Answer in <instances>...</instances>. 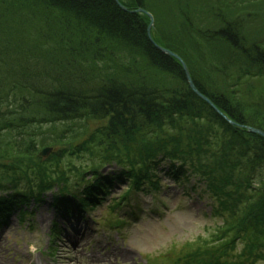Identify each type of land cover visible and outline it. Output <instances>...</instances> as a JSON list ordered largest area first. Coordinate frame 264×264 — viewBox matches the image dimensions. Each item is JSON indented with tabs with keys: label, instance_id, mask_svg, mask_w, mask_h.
Here are the masks:
<instances>
[{
	"label": "trees",
	"instance_id": "1",
	"mask_svg": "<svg viewBox=\"0 0 264 264\" xmlns=\"http://www.w3.org/2000/svg\"><path fill=\"white\" fill-rule=\"evenodd\" d=\"M119 1L0 0V225L49 194L84 219L119 184L112 207L158 213L174 184L222 223L194 264H264V0Z\"/></svg>",
	"mask_w": 264,
	"mask_h": 264
},
{
	"label": "rangeland",
	"instance_id": "2",
	"mask_svg": "<svg viewBox=\"0 0 264 264\" xmlns=\"http://www.w3.org/2000/svg\"><path fill=\"white\" fill-rule=\"evenodd\" d=\"M143 10L154 19L152 13ZM256 10L263 20L250 27L262 26L258 29L264 31V6L256 3L250 8ZM153 23L154 27L155 19ZM95 126L89 123L91 131ZM59 128L63 131V127ZM8 144L9 140L0 147L7 149ZM61 147L48 146L41 152L51 148V157ZM81 163L91 162L84 159ZM169 186L172 188L162 191L164 207L160 206L158 214L151 211L152 196L140 194L136 210L141 208L143 212L135 218L124 215L128 208L124 212V207H112L127 192L128 184L117 185L107 202L92 212V216L88 215V219L67 218L58 213L53 208V195L49 194L46 202H32L28 209L31 215L27 218L23 219L16 210L6 225H0V264H185L186 260L194 264V247L212 242L222 223L208 217L211 213L208 200L200 201L192 191L185 194L180 186ZM118 221L124 222L120 224L121 234L113 228ZM55 224L59 232L53 238Z\"/></svg>",
	"mask_w": 264,
	"mask_h": 264
},
{
	"label": "water",
	"instance_id": "3",
	"mask_svg": "<svg viewBox=\"0 0 264 264\" xmlns=\"http://www.w3.org/2000/svg\"><path fill=\"white\" fill-rule=\"evenodd\" d=\"M115 1H116V3H117V4H118V5H119L124 11H126V12L128 11V9H127L126 7H124V6L120 3L119 0H115ZM132 12H134V13H137V12H144V13H146L143 9H138L137 11H132ZM146 15H147V16L150 18V20H151V24H150V26H149V28H148L149 38H150V40H151L153 43H155L154 40L152 39V36H151V29H152L153 24H154V23H153V22H154V19H153V17H152L151 14L146 13ZM159 49H160L162 52H164L165 54H167V55H169V56H171V57L177 59V60L181 63V65H182V67H183V70H184V72H185V74H186L187 80H188V82H189V84H190V87H191V88H192V89H193V90H194L199 96L203 97V99H205L206 101H208V99L205 98L204 96H202V95L198 92V90L196 89V87H195V85H194V83H193V81H192L191 75H190V73H189V71H188V68H187L186 64L184 63V61H183L178 55H176L175 53H173V52H171V51H169V50H167V49H165V48L159 47ZM230 123L234 124L232 121H230ZM245 129H247L249 132H251V133H253V134L260 135L261 137L264 138V132H263V131H260V130H257V129H252V128H248V127H245ZM51 151H52L51 148L45 149L43 152L40 153V156H41V157H47V156L50 155Z\"/></svg>",
	"mask_w": 264,
	"mask_h": 264
}]
</instances>
